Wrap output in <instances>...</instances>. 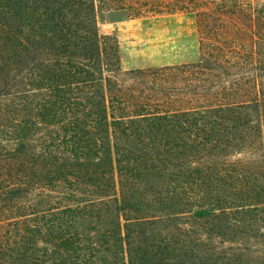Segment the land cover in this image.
Wrapping results in <instances>:
<instances>
[{
    "label": "trees",
    "instance_id": "obj_1",
    "mask_svg": "<svg viewBox=\"0 0 264 264\" xmlns=\"http://www.w3.org/2000/svg\"><path fill=\"white\" fill-rule=\"evenodd\" d=\"M163 11L198 58L123 70ZM0 194V264H264V2L0 0Z\"/></svg>",
    "mask_w": 264,
    "mask_h": 264
},
{
    "label": "rangeland",
    "instance_id": "obj_2",
    "mask_svg": "<svg viewBox=\"0 0 264 264\" xmlns=\"http://www.w3.org/2000/svg\"><path fill=\"white\" fill-rule=\"evenodd\" d=\"M264 2V0H244ZM99 32L117 40L123 70L186 63L199 55L194 17L188 13L145 14L140 18L99 19ZM0 194V220L6 203Z\"/></svg>",
    "mask_w": 264,
    "mask_h": 264
}]
</instances>
